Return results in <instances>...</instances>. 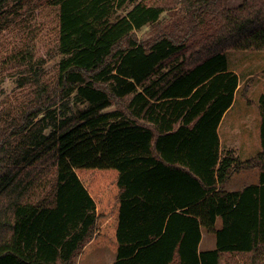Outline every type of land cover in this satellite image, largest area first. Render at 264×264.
I'll list each match as a JSON object with an SVG mask.
<instances>
[{
	"label": "trees",
	"instance_id": "16d2710c",
	"mask_svg": "<svg viewBox=\"0 0 264 264\" xmlns=\"http://www.w3.org/2000/svg\"><path fill=\"white\" fill-rule=\"evenodd\" d=\"M223 1L49 0L56 74L19 53L33 97L0 110V264H74L103 246L107 264H264V92L255 155L221 154L218 135L239 86L226 52L264 51V0ZM147 25L161 28L139 42ZM248 169L257 183L223 188ZM202 229L213 248L199 250Z\"/></svg>",
	"mask_w": 264,
	"mask_h": 264
},
{
	"label": "rangeland",
	"instance_id": "374dc122",
	"mask_svg": "<svg viewBox=\"0 0 264 264\" xmlns=\"http://www.w3.org/2000/svg\"><path fill=\"white\" fill-rule=\"evenodd\" d=\"M242 0H224L227 7L237 6ZM132 5L117 12V17L126 14ZM171 17L162 14L161 24ZM57 7L49 0H30L19 8L15 0H8L0 10V110L10 109L13 113L22 110L33 97L30 93V84H19V79L26 74V67L20 64L19 53L31 51L35 61V69H40L43 79L51 80L57 70V63L61 55L56 50L58 39ZM161 26H145L134 32L139 42H147L154 37ZM207 42V41H206ZM197 45L195 49H199ZM229 68L239 77V87L235 93L234 104L225 114L218 126L220 152L224 153L235 144L238 158H248L255 155L260 149V122L261 117L257 106L259 96L264 92V51L262 50H228L226 52ZM188 57V52L186 58ZM184 59L180 57L179 61ZM21 60V59H20ZM250 83L247 94L243 90L245 84ZM25 95V96H24ZM248 99L251 102H248ZM124 101L113 103L108 110L122 108ZM11 107V108H9ZM3 113H0V117ZM233 149V148H232ZM238 152V153H236ZM257 169L243 170L232 173L224 187H241L242 184L253 182V172ZM228 184V185H227ZM215 236L202 229V239L199 250L213 248ZM109 250L106 246L92 251L85 258L74 256V264H102L107 255L101 251ZM105 255V256H104ZM104 258V259H103Z\"/></svg>",
	"mask_w": 264,
	"mask_h": 264
},
{
	"label": "crops",
	"instance_id": "0c3cea01",
	"mask_svg": "<svg viewBox=\"0 0 264 264\" xmlns=\"http://www.w3.org/2000/svg\"><path fill=\"white\" fill-rule=\"evenodd\" d=\"M239 87V86H238ZM236 93V92H235ZM234 97H235V95H234ZM233 104H234V100H233V102H232V104H231V106L225 111V113L223 114V116H222V118H221V120L223 119V117L225 116V114L232 108V106H233ZM221 122V121H220ZM230 147L228 148V149H232L233 150V152L236 150L237 151V148L235 147V144L234 143H232V141H230ZM236 153H238V152H236ZM236 155V154H235ZM237 156V155H236ZM241 159H244V158H241ZM243 171V170H242ZM241 172V171H240ZM240 172H238V173H240ZM258 175H259V171H256V172H253V177H254V180H253V182H247V183H245V184H242L241 185V187H225L224 189L225 190H229V191H233V190H239V189H241L242 187H244V186H246V185H248V184H252V183H257L258 182ZM229 181H230V179H229ZM228 183V182H227ZM228 185V184H227ZM96 250V249H95ZM102 252H104V254L105 255H107L106 257H104V258H106L107 260L104 262V263H102V264H107V263H111V262H113V261H115L116 260V255H113L112 253H110V251L109 250H104V251H101V253ZM104 255V256H105ZM103 258V259H104Z\"/></svg>",
	"mask_w": 264,
	"mask_h": 264
}]
</instances>
